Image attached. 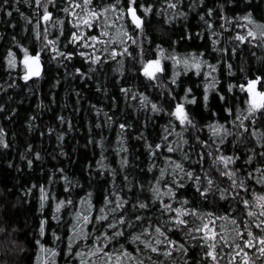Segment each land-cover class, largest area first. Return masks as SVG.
Here are the masks:
<instances>
[{
	"label": "snow or ice",
	"instance_id": "1",
	"mask_svg": "<svg viewBox=\"0 0 264 264\" xmlns=\"http://www.w3.org/2000/svg\"><path fill=\"white\" fill-rule=\"evenodd\" d=\"M25 2L33 15L21 13L26 21L23 32H31L33 46H26L15 35L11 37V46L0 57L10 77L13 72L24 82L42 77L47 71L45 55L48 63L55 61L65 71L69 62L80 58L73 75L78 73L83 79L97 71H114L120 78L115 85L118 92L125 101L136 102L135 109L145 114L135 137L144 152L133 156L126 133L134 125L126 119L118 121L115 113L104 112L105 121L118 123L120 129L117 154L123 153L119 159L123 186L116 182L117 169L103 163L107 157L103 152L105 137L101 135V160L96 164L110 169L111 187L97 207L91 192L74 201L70 197L71 180L61 177L66 198L57 199L50 217L42 214L32 237L36 264H58L57 257L61 256L66 258L65 264H264V55L257 56L254 51L244 55L250 48L264 51V15L257 19L251 4L229 15L233 10L226 6L239 8L241 0H212L211 7L207 0ZM10 8L9 0H0V12L10 17ZM198 8L201 10L196 12ZM190 12L199 16L210 32L212 53L221 54L214 57V63L206 58L207 49L177 52L176 45L193 39L191 33H183L177 40L168 36L161 43L156 42L154 34L149 35L155 17H163L157 23L170 25L186 19ZM34 19V27L29 28ZM48 25L58 29V34L50 33ZM229 29L232 34L226 36ZM198 35L203 38V34ZM0 41L7 42L5 34L0 33ZM234 58L238 60L235 65ZM225 68L229 81L226 85L220 79ZM192 70L195 76L203 77L199 85L182 79ZM129 76L132 83L128 82ZM59 83L57 80L53 86ZM110 99L117 107V98ZM92 107L99 115L101 108ZM204 110L212 117L207 123ZM3 111L5 106L0 104V113ZM35 119L30 117L29 127ZM57 119L72 127L64 116ZM154 120L165 123L152 136L149 125ZM63 136L60 133L57 140ZM89 140L96 142L91 137ZM10 147L0 127V148ZM28 150L31 152L32 145ZM176 153L179 159H174ZM61 154L66 153L61 150ZM33 155L41 159L40 152ZM141 156L148 161L143 169ZM27 164L31 167L33 160H27ZM129 167H134L139 177L151 174V179L130 178ZM35 188H39L43 213L45 203L52 206L53 197L38 184L25 189V193L30 195ZM222 205L231 210L226 208L221 215L205 210ZM61 210L72 220L66 222ZM50 221H56V226L52 227ZM13 223L6 208L0 216V264H7L3 257L25 251L17 239L20 229Z\"/></svg>",
	"mask_w": 264,
	"mask_h": 264
},
{
	"label": "trees",
	"instance_id": "2",
	"mask_svg": "<svg viewBox=\"0 0 264 264\" xmlns=\"http://www.w3.org/2000/svg\"><path fill=\"white\" fill-rule=\"evenodd\" d=\"M207 2L210 7L213 6L212 0H207ZM9 3L13 15L9 17L4 12H0V33L7 37V42L0 41V57L6 55L7 48L11 46L13 35L20 38L26 46L30 48L33 46L31 32H23L26 21L21 15V13L33 15L32 9L25 0H19L18 4L17 0H9ZM246 4L254 6L250 10L254 12L257 19L264 15V0H241L239 8L228 4L226 7L233 10L229 12V15L240 13ZM17 7H19V12L16 11ZM200 10L198 8L195 11L199 12ZM59 15L63 17L64 14L59 13ZM162 19L163 17L160 16L155 17L149 32V35H155L157 43L163 42V39L168 36L172 40H177L179 35L191 33L193 39H186L182 45H176L177 52L187 54L194 50L205 51L207 49L206 58L213 63L215 62L214 57L221 55L219 52L212 53L210 32L194 12H190L186 19L180 18L170 25L157 23ZM215 23L218 26L219 22ZM34 24L35 19L29 28L34 27ZM13 25L16 27L13 28ZM43 27L44 22L41 21V31ZM48 28L50 33L58 34V29H53L51 25H48ZM198 33L203 34V38ZM229 34H232L231 29L225 35ZM25 36L27 39H23ZM39 46V42H36V47ZM164 46L167 48L168 44L165 43ZM152 47L154 49V45ZM252 51L256 52L257 56L264 55V51L256 48H250L245 51L244 55L247 57ZM44 62L46 73L40 78H33L30 82L20 80L16 76V72H13L10 77L5 64L0 62V88L3 89L0 91V104L5 106V111L0 113V127L4 128L6 139L11 143V147L8 149L0 148V216L4 215L7 208L8 215L14 221L13 227L20 229L17 239L25 247L23 253L3 257L7 264H36L37 249L32 237L35 235L37 222L42 214L50 217L57 199L66 198V185L62 176H67L72 182L70 197L74 201L78 202L81 197L86 198V193L91 192L92 203L97 207L102 204L103 196L111 187L112 173L108 167L101 169L96 164L101 160V147L98 143L101 135L105 137L103 152L107 157L103 163L117 169L119 174L116 177V182L123 186L124 172L119 168L120 155L123 153L117 154L119 144L117 135L120 133V129L118 123L109 124L105 121L104 112H109V115L115 113L118 121L126 119L130 124H133L134 127L127 130L126 133L129 134L127 144L133 156L144 152L142 143H138L135 137L136 129L141 127L145 114L135 109L136 102L125 101L123 94L118 92L115 85L120 83V78L117 73L105 69L97 71L91 78L80 79L78 73L72 74L73 68L79 67L81 64L80 58L69 62L67 71L63 65L57 64L55 61L48 63L47 55L44 57ZM167 63L170 65V62ZM233 63L235 65L238 60L234 58ZM250 63L254 64L255 60H251ZM112 67L115 68L116 65L113 64ZM85 70H87L86 66ZM194 71L189 72L187 76H182V79L190 84L199 85L203 77L195 76ZM220 79L225 85L229 82L226 68ZM57 80L60 83L54 87ZM128 82H133L131 76H129ZM136 83L139 86L140 82L136 81ZM11 84L14 86L8 87ZM148 91L151 93L152 89L149 88ZM200 92L197 93L198 96ZM110 96L117 98L115 101L117 107H113L114 102ZM92 105L101 108L99 115ZM204 111L207 117L204 123H207L212 117L207 116V110ZM214 111L218 112L219 110L214 108ZM224 115L227 116V113ZM32 116H35L36 119L29 127L28 121ZM58 116H64L70 120L72 127L69 128L68 123H61L57 119ZM228 118L231 119V117ZM164 123L165 120H154L149 125L152 136L158 134L159 125ZM97 124L102 127L97 128ZM48 128H52L54 131L48 132ZM41 133L44 134L41 135ZM60 133H64V136L62 140L58 141L57 136ZM90 137L96 142H90ZM29 145H32L31 152L28 150ZM61 150L66 154H61ZM34 152H40L41 159H35ZM29 159L33 160L31 167L27 164ZM174 159H179V153L174 155ZM141 161L143 162L140 163V168L143 169L148 161L143 156H141ZM205 167H207V163ZM59 169H63L64 172L61 174ZM127 171L130 178L137 176L140 179H151V174L146 178L139 177V173L134 167H129ZM33 184L44 185L46 191L52 194V206L49 207L45 203L43 213L40 210L39 188L33 189L30 195L25 193V189ZM259 187L257 185L258 189ZM226 208L231 210L228 205L217 208L207 207L205 210L216 211L217 215H221ZM68 211H72V209L69 208ZM60 215L66 222L72 220V217H69L64 210H61ZM50 223L52 227L56 226V221H50ZM216 223L221 222L216 221ZM64 231L65 229L62 227L61 232ZM47 239H51L50 231ZM65 259L62 256L57 257L58 264H65Z\"/></svg>",
	"mask_w": 264,
	"mask_h": 264
}]
</instances>
